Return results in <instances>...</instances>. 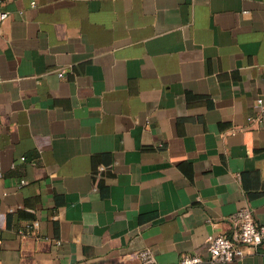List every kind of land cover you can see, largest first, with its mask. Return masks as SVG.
I'll return each mask as SVG.
<instances>
[{
    "label": "crops",
    "instance_id": "obj_1",
    "mask_svg": "<svg viewBox=\"0 0 264 264\" xmlns=\"http://www.w3.org/2000/svg\"><path fill=\"white\" fill-rule=\"evenodd\" d=\"M2 8L0 264H180L264 224V0Z\"/></svg>",
    "mask_w": 264,
    "mask_h": 264
},
{
    "label": "built area",
    "instance_id": "obj_2",
    "mask_svg": "<svg viewBox=\"0 0 264 264\" xmlns=\"http://www.w3.org/2000/svg\"><path fill=\"white\" fill-rule=\"evenodd\" d=\"M4 0H0V25L8 17V11L2 8ZM33 4L37 0H32ZM259 107L264 106V99L257 100ZM264 115V113H263ZM0 159V178L3 177ZM232 231L230 234H210L207 237V253L204 257L200 254L186 253L182 256L180 264H201L204 261L209 263L229 262L241 259L246 254V247L258 248L264 243V224H259L255 218L253 209L250 206L239 208L230 216ZM0 239V243H1ZM141 264H157V258L151 248H144L137 252Z\"/></svg>",
    "mask_w": 264,
    "mask_h": 264
}]
</instances>
